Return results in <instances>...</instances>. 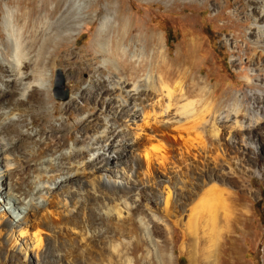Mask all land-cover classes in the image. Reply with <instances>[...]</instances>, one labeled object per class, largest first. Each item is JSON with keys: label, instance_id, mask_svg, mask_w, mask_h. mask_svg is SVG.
Masks as SVG:
<instances>
[{"label": "rangeland", "instance_id": "rangeland-1", "mask_svg": "<svg viewBox=\"0 0 264 264\" xmlns=\"http://www.w3.org/2000/svg\"><path fill=\"white\" fill-rule=\"evenodd\" d=\"M5 1L7 0H0V23ZM8 1L12 5L21 1H33L38 7H41L43 2H47L49 9L61 3L62 8L56 17L69 7L67 19L83 21L76 37L72 38L62 33L56 39L55 49H53L61 50V52L50 69L49 88L33 96L27 95L25 98L24 107L32 111L36 118V121L29 125V130L37 127V130L45 128L50 132L53 130L52 127H57L53 130L54 133L62 136L64 133L60 132L59 128H64L73 137L65 143L72 146L75 138H81L82 133L76 129V126L82 127L80 120L94 119L101 122L105 119L107 112L102 109L99 97L97 98V91L101 87L106 88L107 77L133 83L142 79L150 68L152 70L154 67L153 73L157 72L156 66L160 58L155 57L152 46L156 40L164 51L168 70H175L174 76L164 77L165 83L173 91L176 90L177 84H184L189 92V99L199 101L197 108L203 113L200 115L199 123L202 128L200 127L199 131H204L203 127L208 130L212 124L206 112H203L206 106L216 118V124L225 130L236 131L234 129L236 118L238 121L245 122L246 125L256 127V132H253L254 137L251 138L252 148L244 152L222 138L220 145L225 151L223 157L218 152L214 139L209 133H205L208 169L219 177L214 183L203 185L198 192L202 196L212 185L222 190L232 210L229 219L231 230L233 227L242 230L241 235H237L239 240L235 243L234 250L227 249V246L223 244L228 233L224 230L220 232L219 248L217 246L220 264H264V101L253 99L249 94L251 92L257 96V93H262L264 96V68H262L264 38L257 41L259 33L256 29L257 25H264V20H259L257 17L258 1ZM79 3H81L80 7ZM26 5L25 7H28ZM108 5L116 10L117 15L121 14L123 18H127L133 30L127 42L128 52L124 55L119 53L117 56H112L109 53L111 44L116 38L114 33L116 23L107 24L106 30L104 29L101 33L102 36L98 35L101 17L105 15ZM70 25L73 26V23ZM67 27L70 28V26ZM147 36H152V44L144 56L143 42ZM168 36L171 39L169 45L167 44ZM103 59H108L109 62L103 65ZM258 61L262 63L259 64L260 66ZM164 71L163 69L162 72L165 73ZM65 93H68V98L61 100ZM236 94H243V98L240 101L236 100ZM40 100H46V104L42 108H34L35 103ZM239 103L240 107H238ZM251 108L255 111L254 115L251 114ZM107 121H109L108 124L113 122L122 128L126 125L127 119L123 114L118 113L117 117L108 116ZM202 133L204 135V132ZM50 144L53 145L55 142ZM59 145V151L54 158L67 151L63 140ZM36 151V147L26 148L29 155L26 165L32 169L42 166L43 158L47 153L44 150L42 155H37ZM97 155L95 152L90 153L83 161L88 162L91 157L96 158ZM236 155H240L241 161L234 159ZM132 156L128 155L125 163H117V159H114L109 160L107 164H100L114 171L102 178L101 190L111 197L106 198L103 204L106 205L105 207H114L115 204L120 203L118 207L121 208L124 218L100 220L97 212L100 207L97 203L86 204L73 212L82 215L84 211L86 224L75 225L74 229L61 228L60 230L59 228L58 230L57 227L55 230L42 232L45 246L39 250L37 257L35 252L31 251L30 244L27 255L24 257L17 248L11 250L0 239V264H181L180 258L184 259V264H206L205 256L209 241L203 220L200 219L195 231L191 232L186 227L187 216L192 206L191 199H186L185 204L181 206L183 210L182 214L179 213V217L178 213L176 217L164 215L157 199L165 184H170L177 189L179 174L175 171L180 169L172 168L166 172L159 169L155 163L154 174H151L152 180L146 185L133 186L139 188L132 193H127L121 189L124 187V181L119 179V176L123 172L122 167H125V171L129 170L127 167L131 165ZM114 157L117 155L114 154ZM174 160H177L176 155ZM135 161L133 159L134 169L133 173L128 174L129 176L134 174ZM179 167L183 171L186 170L183 164H179ZM2 170L3 173L6 172L4 168ZM188 171L193 173V170ZM116 173L119 174L118 177H115ZM186 180L189 183L187 187L195 184L190 176L186 177ZM118 186L121 188L119 189ZM76 187L73 188L75 191L73 196L68 198L70 205L77 198L91 199L93 197V192L89 191L84 184ZM78 188L84 190L83 195L77 194ZM183 194L185 195L186 191ZM124 201L129 204L128 208L131 209V219L134 224L127 218ZM89 202L93 203L91 200ZM239 203L245 204L246 215L240 213L239 207L236 206ZM92 206L96 207L97 211L93 210ZM140 215L144 216L148 223L146 231L139 222ZM0 216L5 223L13 220L15 227L23 226L20 220L22 217L15 218V214L11 213L8 206L2 205ZM218 222L219 225L223 224L221 211L218 214ZM25 231L24 236H19L17 229L13 230L15 234L13 237L18 239L17 247L21 246L22 250L26 249L25 242L30 243L34 229L27 227ZM4 233L5 231L1 232V235ZM113 245H118V253L113 252ZM46 248L56 249L61 253V258L59 260L45 258L42 253Z\"/></svg>", "mask_w": 264, "mask_h": 264}, {"label": "bare ground", "instance_id": "bare-ground-1", "mask_svg": "<svg viewBox=\"0 0 264 264\" xmlns=\"http://www.w3.org/2000/svg\"><path fill=\"white\" fill-rule=\"evenodd\" d=\"M257 1L259 4V8L257 11L255 10L258 14L257 17L259 20H264V0ZM80 5L81 3H79V7ZM4 6L0 23V208L2 205L8 206L11 213L15 214V218L21 216L20 220L23 226L15 227L13 220L10 223H5L0 216V235L5 231L0 237L2 243L11 250L17 248L24 257L27 255L30 244L31 251L35 252L37 257L39 250L45 246L42 232L55 230L57 227L58 230L59 228L60 230L61 228L74 229L75 225L86 224L84 211L82 215L73 213L86 204L97 203L100 209L97 211L96 207L92 206V208L98 212L100 220L124 218L121 208L118 207L120 203L115 204L114 207H105L106 205L103 204L106 198L111 197L101 190V181L107 173L112 174L114 171L100 164H107L109 160L113 161L114 159H117V163H125L128 155H133L132 158L136 160L134 174L128 175L130 172L133 173L132 159L131 165L126 166L129 170L125 171V167L121 168L123 172L119 179L124 181V187L118 186V188L132 193L136 188H139L133 186L148 184L147 182L153 178L151 174H154L155 163L159 169L166 172L172 168L180 169L179 171L174 170L179 174L175 173L179 177L177 189L170 184H165L159 196L157 195L160 207L165 213L164 215L176 217L178 213L179 217L183 210H181V206L185 204L186 199H191L192 206L187 216L186 227L191 232L195 231L200 219L203 220L209 241L205 256L206 264H220L218 250L220 232L224 230L228 233L223 244L227 246V249L234 250L235 243L239 240L237 235H241L242 230L234 227L231 230L229 219L232 210L231 207L229 208L227 198L223 196L222 190H218L212 185L204 195L200 196L198 192L203 185L214 183L219 177L208 169L205 133H209L214 139L216 148L223 157L225 151L220 145L222 138L239 151L244 152L252 148L253 140L251 138L254 137L253 132H256V127L250 124L246 125L245 122L238 121L236 118L234 121L236 131L225 130L216 124V118L212 116L210 108L207 109L206 106L203 112H206L212 124L208 130L203 127L206 131H199L202 126L199 123L200 115H203L202 111L200 109L198 111L197 108L199 101L189 99V92L184 84H177L175 91L168 87L164 77L174 76L175 70H168L167 60L159 42L156 40L153 45L152 36H147L143 42V55L145 56L147 49L152 44L155 57L160 58L156 66L158 73H153L154 67L152 70L150 68L142 79L133 83H125L121 79L114 80L115 77L113 79L107 77L106 88L101 87L97 91V98L99 97L102 109L107 112V115L104 116L105 119L101 122L94 119L80 120L82 127L76 126V129L82 133L81 138H75L72 146L65 143L72 140L73 137L64 128H59L60 132L64 133L62 136L54 133L53 130L57 127H52L53 130L50 132L45 128L37 130V127L29 130V125H32L36 118L32 111L24 107L25 98L27 95L33 96L49 88L50 69L55 58L61 52V50H54L56 39L62 33H66L72 38L76 37L83 21L82 19L79 22L75 19L68 20L69 7L56 17L62 8L61 3H58L53 9H49L47 2H43L41 7H38L33 1H21L12 5L7 0ZM101 18L99 37L107 24L111 22L117 24L114 28L116 38L111 44V48L109 47V53L112 56H117L119 53L126 54L128 38L133 31L128 19L123 18L121 14L117 15L116 10L109 5L105 9V15ZM71 23L73 26L70 25ZM256 24L258 23L256 22ZM263 26L257 25L256 27L259 33L257 41L264 38ZM102 52L104 53V51ZM107 62H109L108 59H103V65ZM258 62V66H260L259 64L262 63ZM262 66L264 68V64ZM163 69L165 73L162 72ZM94 84H96V80H94ZM175 93L176 95H174ZM249 94L253 99L264 101L262 93H257V96L251 92ZM235 98L240 101L243 94H236ZM45 104L46 100H40L33 107L42 108ZM240 106L239 103L238 107ZM250 111L254 115V109L251 108ZM118 113L123 114L127 119L126 125L122 128L113 122L108 124L109 121H107L108 116L117 117ZM129 122L131 124H128ZM61 140L64 141L67 151L54 158L59 151ZM50 142H55V144L51 145ZM109 142L110 144H108ZM27 147H36L37 155H42L44 150L47 152L40 168L32 169L26 165L29 157L26 152ZM94 152L98 154L96 158L91 157L88 162L83 161L85 156ZM108 152L109 154H107ZM114 154L117 157H114ZM175 155L177 160H174ZM234 159L241 161L240 155H236ZM179 164H183L186 170L183 171ZM3 168L6 171L4 173ZM188 170H193V173H189ZM118 175L116 173L115 177ZM189 176L195 182L194 185H191L192 187H187L189 183H187L186 177ZM81 184L93 192V197L91 199L77 198L70 205L68 198L73 196L72 194L75 192L73 188ZM184 191H186L185 195ZM76 192L78 195L84 194L82 188H78ZM236 206L239 207L241 214H247L245 204L239 203ZM124 207L127 209L129 222L134 224L131 219V209L128 208L129 204L125 202ZM59 208L62 209L59 210ZM220 211L223 213L222 225H219L218 222ZM140 216L139 222L143 230L146 231L148 223L144 216ZM27 227H33V237H31L30 243L25 242L26 249L22 250L21 246L17 247L18 239L13 237V230L16 228L19 236H24ZM193 235L195 237L196 233ZM117 247L118 245L112 246L113 252L118 253ZM42 254L47 259L59 260L62 256L54 248L53 250L46 248Z\"/></svg>", "mask_w": 264, "mask_h": 264}, {"label": "trees", "instance_id": "trees-1", "mask_svg": "<svg viewBox=\"0 0 264 264\" xmlns=\"http://www.w3.org/2000/svg\"><path fill=\"white\" fill-rule=\"evenodd\" d=\"M170 42H171V39H170V36H168V37H167V44L169 45ZM179 262H180L181 264H184V259H183V258H180V259H179Z\"/></svg>", "mask_w": 264, "mask_h": 264}, {"label": "water", "instance_id": "water-1", "mask_svg": "<svg viewBox=\"0 0 264 264\" xmlns=\"http://www.w3.org/2000/svg\"><path fill=\"white\" fill-rule=\"evenodd\" d=\"M68 98V93H65L63 97H61V100H66Z\"/></svg>", "mask_w": 264, "mask_h": 264}]
</instances>
